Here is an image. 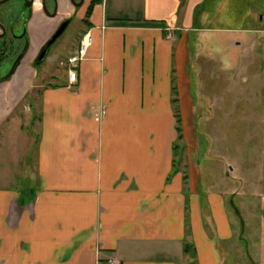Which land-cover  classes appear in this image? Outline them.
I'll return each mask as SVG.
<instances>
[{
	"label": "crops",
	"instance_id": "1",
	"mask_svg": "<svg viewBox=\"0 0 264 264\" xmlns=\"http://www.w3.org/2000/svg\"><path fill=\"white\" fill-rule=\"evenodd\" d=\"M92 1L80 9V21ZM206 1L102 0L93 6L78 44L66 54L89 33L77 83L58 67L51 76L59 83L42 92L39 189L28 199L11 174L0 184V264H222L218 243L234 232L223 197L202 190L185 93V85H194L189 34ZM58 3L60 14L50 18L36 0L28 54L12 79L0 83V153L9 139L10 153L18 154L11 115L36 85L39 51L71 10L67 0ZM173 85L184 106L186 173L175 167ZM188 240L196 262L184 251Z\"/></svg>",
	"mask_w": 264,
	"mask_h": 264
},
{
	"label": "rangeland",
	"instance_id": "2",
	"mask_svg": "<svg viewBox=\"0 0 264 264\" xmlns=\"http://www.w3.org/2000/svg\"><path fill=\"white\" fill-rule=\"evenodd\" d=\"M16 3L22 6L19 14ZM238 3L207 0L196 10L189 34L194 85H185V93L191 103L193 158L200 169L202 190L223 197L234 232L232 239L218 243L222 264H264V0H253L251 17L242 27L232 26L233 19L228 17L231 6ZM0 14H8L7 25L14 26L16 35L22 34L24 14L29 16L25 2L8 1L0 5ZM82 26L75 17L37 67L36 85H29L24 101L12 112L18 128L10 134L19 141L18 154L10 153L11 140L2 143L0 184L11 180L5 176L11 174L13 186L32 197L39 189L36 161L42 92L59 83L51 73L71 46L78 44ZM9 61L0 66V76L9 72ZM180 96L177 92L174 99L182 113ZM178 145L175 167L186 173L188 142L184 138Z\"/></svg>",
	"mask_w": 264,
	"mask_h": 264
},
{
	"label": "flooded vegetation",
	"instance_id": "3",
	"mask_svg": "<svg viewBox=\"0 0 264 264\" xmlns=\"http://www.w3.org/2000/svg\"><path fill=\"white\" fill-rule=\"evenodd\" d=\"M82 0H67L68 6L71 8L70 12L66 15V17L62 18L60 21L59 25L55 29L54 33L49 37V39L46 41V43L43 45L41 50L39 51V54L37 55L35 61H34V66L37 68L39 67L42 63L39 65L37 64V59L42 52V50L45 48L46 44L50 40V38L55 34V32L59 29V27L67 20L70 21V24L73 22V20L76 18H79V12L81 7H76L75 5L80 3ZM47 5L49 7V11L52 14L55 11V7L57 5V12L56 16L57 17L60 14V7L58 0H48ZM33 8H29V16L27 17L26 14H24V31H22L21 35H16L14 31V26H8L5 25V21L8 18V14H0V23H3L7 31L5 33V36L3 38H0V66L4 63V61L10 59V70L7 74L1 75L0 76V83L6 82L12 79V77L15 75L17 72L18 68L21 66L22 62L26 58L28 51L30 49V40L28 37V26L30 24V21L33 19L34 13L32 11ZM26 13V12H25ZM49 17V16H48ZM55 17H50V18H55ZM83 22V21H81ZM69 24V26H70ZM68 26V27H69ZM66 32V31H65ZM3 32L0 29V35H2ZM60 36L54 44L51 46V48L48 51V54L52 47L55 45V43L61 38ZM19 41H21L19 43Z\"/></svg>",
	"mask_w": 264,
	"mask_h": 264
},
{
	"label": "trees",
	"instance_id": "4",
	"mask_svg": "<svg viewBox=\"0 0 264 264\" xmlns=\"http://www.w3.org/2000/svg\"><path fill=\"white\" fill-rule=\"evenodd\" d=\"M102 0H93L87 10V13H86V20L83 21L84 23L88 24L87 20L90 18L91 14H92V9H93V6L97 3H100ZM253 2V0H251L250 2H243V4L241 3H238V4H235V8H231L229 9L228 11V17L229 19H233V22L231 23L232 26H236V27H242L244 26L243 23L248 20V18L251 17V13H252V10L249 8L250 4ZM172 93L173 95L175 96L177 94V88H176V85H173L172 86ZM177 103V100L176 99H173V104H174V114H175V118H176V131L178 133V139H177V143L176 145L174 146V150H175V153H177L178 149H179V145L178 143L180 142H183L184 141V130L182 128V118H181V115H180V111L178 109L177 106H175V104ZM184 180H185V184H187V181H188V175L187 174H184ZM26 190H20V192H22V195L24 197H27L28 199H31L33 198L32 197V194L30 193H26L25 192ZM188 218L187 217V222H186V226H187V233H188V236L191 234L190 233V224L188 222ZM206 229H209V226H206ZM210 230L208 232L209 236L214 238V233ZM184 251L188 254H190L193 258H194V262H196V254H195V249H194V246L188 241H186L185 243V246H184ZM195 264V263H194Z\"/></svg>",
	"mask_w": 264,
	"mask_h": 264
},
{
	"label": "water",
	"instance_id": "5",
	"mask_svg": "<svg viewBox=\"0 0 264 264\" xmlns=\"http://www.w3.org/2000/svg\"><path fill=\"white\" fill-rule=\"evenodd\" d=\"M8 1L11 0H3L0 2V5H3L5 3H7ZM23 2H25V7L26 8H33L36 5V0H22ZM47 1L48 0H41V9L42 11L49 17H55L56 16V10H57V5L55 7V11L51 14L49 11V7L47 5ZM86 0H82L80 3L76 4V7H82L84 5ZM70 24V21L67 20L65 21L60 27L59 29L55 32V34L50 38V40L48 41V43L46 44L45 48L42 50V52L40 53L38 59H37V64L39 65L40 63L44 62V60L46 59L47 55H48V51L51 48V46L54 44V42L60 37L62 36L65 31L67 30L68 26ZM0 29L2 30L3 34L0 35V38H3L5 36V33L7 31L6 26L3 23H0Z\"/></svg>",
	"mask_w": 264,
	"mask_h": 264
},
{
	"label": "built area",
	"instance_id": "6",
	"mask_svg": "<svg viewBox=\"0 0 264 264\" xmlns=\"http://www.w3.org/2000/svg\"><path fill=\"white\" fill-rule=\"evenodd\" d=\"M90 45L91 37L89 33H87L82 37L77 50L74 53L63 57L59 61V68L66 71L71 85H75L77 83L76 69L78 64L85 58ZM108 264H115V262L110 260Z\"/></svg>",
	"mask_w": 264,
	"mask_h": 264
}]
</instances>
